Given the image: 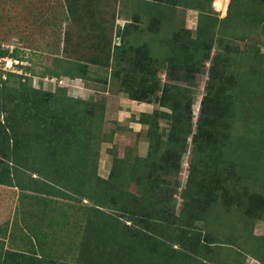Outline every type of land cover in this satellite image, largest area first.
Instances as JSON below:
<instances>
[{
	"label": "rangeland",
	"instance_id": "1",
	"mask_svg": "<svg viewBox=\"0 0 264 264\" xmlns=\"http://www.w3.org/2000/svg\"><path fill=\"white\" fill-rule=\"evenodd\" d=\"M164 1L167 0H0V48L8 50L9 53L20 50L21 56L18 63L14 58L5 57V60H2L4 68L0 70V74L7 76L8 73L15 72L22 75L20 83L12 81L7 85V89L25 86L24 89L32 92H51L57 94L59 99L84 100L88 102L83 104L84 106L88 104L98 108L107 106V92L114 94L117 99L122 96L130 99L123 91L128 86L127 83L135 84L136 80L141 78L137 74V66L143 65L147 67L146 71H153L154 78L161 87L167 82L170 85L184 84L173 80L174 72L188 80L193 76L195 80L188 95L193 98L194 131L202 102L207 94L206 86L212 61L204 64L201 73H194L191 77L187 70H180L172 64L182 54L175 50L181 39L189 37L197 40L201 30V34L203 32L206 38L210 37L208 39L212 45L213 57L226 61L229 77L240 76L243 80L242 86L237 89L235 103L231 96L234 92L228 90L226 93V98L237 106L236 116L230 122L231 134L235 139L244 136L247 141L255 143L256 154L243 156L245 159L247 157L249 165H254L256 169H251L252 177L234 174L229 178L227 187L231 188V195H235L232 202L228 199L227 203L222 194L220 201L215 202L213 212L206 214L204 220L200 218L201 220L196 221L191 228H177L176 233L188 231L189 236H192V232L201 234L199 254H195L196 264H262L264 261L256 258V255L262 254L259 250H255L253 255L249 252H253V247L258 242L261 247L264 245V213L257 216L246 210L250 204L249 196L255 195L256 204L264 199V180L258 179L259 176L264 178V7H261V0H229L227 11L224 13L215 7L216 0H181L179 6L171 2L166 5ZM97 6H100L101 10L104 7L105 11L116 8L120 11V17H125L126 20L134 19L132 22L139 28L134 38L122 32L124 30L120 29L121 25L115 27L114 22L110 23L109 27L99 26L91 31L85 29V24L78 29V22L87 16H93ZM187 31L191 34H187ZM78 35H93L94 40L88 38L77 42L74 38ZM250 46H254L253 52H260L259 59H249L250 53L246 52L245 48ZM148 58L152 59L150 66ZM244 59L249 62L245 63ZM59 60H65L66 65H73L64 67ZM138 60L141 62L138 63ZM169 72L173 75L171 80ZM78 78L80 80L74 81ZM80 87L88 91L82 95L79 93ZM159 93L162 94V90L158 91ZM115 103V106H107L106 112L94 109L95 116L92 120L98 128L93 131L91 143L84 151V156L89 159L86 174L89 177L93 171H97L98 175L108 178L112 168L117 166L122 170L124 185L131 192L141 195L144 193L143 186L132 176V168L139 163V156L144 157L148 152V126L139 122L141 113L133 108L134 106L126 109L121 106V101ZM53 106L58 105L54 103ZM159 106L153 110L161 109ZM162 110L171 112L167 108ZM247 112L250 114L245 116ZM1 121H4V116ZM159 124L161 136L164 135L163 132H170V119L161 118ZM25 129L28 133L34 130L29 121H26ZM165 136L167 135L162 138H166ZM192 147L190 137L181 167L171 170L169 175L164 177L176 181V186L164 185L162 190H156L154 196V199H157V196L166 197L173 207L169 211H173L176 216L187 209L184 191L188 190ZM116 157L118 165L115 163ZM10 167L13 170V166ZM258 168L261 170L257 171ZM91 184L93 183H88V190ZM0 193L3 197L0 223H3L13 218L12 212L17 201H13L11 196L15 195L17 198L18 191L0 187ZM25 194L27 193L24 190L19 194V208H22L24 214H29L33 208L30 196H38L40 200L42 198L40 193ZM91 204L89 199L82 196L73 201H61V207L66 206L68 212H72L73 217L69 218V223L72 224L84 225L86 212H89L86 207ZM70 205L73 206L72 209ZM257 206L264 210L262 204ZM60 217L65 219L59 208V220ZM122 218L127 220L125 216ZM144 225L145 223H142V230ZM62 231L60 229V233L58 232L55 251L57 255L63 256L62 261H69L76 248L70 244L71 238L66 239ZM64 232L68 233L67 230ZM66 240L71 246L70 249L67 247L68 253L65 250ZM169 242L173 243L172 240ZM174 249L176 250L170 248V252L176 255L170 258L168 263L181 264L176 259L181 260L184 256L179 255L182 253L180 248ZM186 252L190 253L187 250Z\"/></svg>",
	"mask_w": 264,
	"mask_h": 264
},
{
	"label": "trees",
	"instance_id": "2",
	"mask_svg": "<svg viewBox=\"0 0 264 264\" xmlns=\"http://www.w3.org/2000/svg\"><path fill=\"white\" fill-rule=\"evenodd\" d=\"M167 1H164L166 5L171 2L179 6L181 0ZM261 5L264 7V0H261ZM187 34L191 32L187 31ZM208 38L210 37L206 38L200 30L197 40L189 37L181 39L175 50L182 54L172 64L180 70H187L191 77L194 73H201L204 64L212 61L207 94L194 131L193 98L188 95L195 80L193 76V80H188L174 72L173 80L183 82L185 86L177 83L170 85L167 82L161 87L154 78L153 71H146L147 67L140 65L137 66V74L141 78L135 84L127 83L128 86L123 91L131 100L157 102L161 107L152 113H143L139 118L141 124L148 126L149 139L146 156H139V163L132 168V176L143 186L144 193L141 195L131 192L124 185L122 170L117 166L112 168L108 178L98 175L97 171H93L89 177L86 174L89 159L84 156V151L91 143L93 131L98 128L92 120L97 106H84L83 104L88 103L84 100L59 99L57 94L51 92H32L24 89L25 86L7 89L12 81L20 83L22 75L10 72L5 80L0 74V183H12L8 181L9 177H15L23 170L28 175V187L18 182L16 184L23 187L27 193L25 195H29L28 192L40 193L42 198L40 200L38 196L31 195L33 208L30 213L24 214L20 218L21 222L15 220L14 235L20 233L30 240L33 249L0 251V264H170V258L176 255L170 252V248L176 250L175 247L180 248L182 253L179 255L184 256L181 260L176 259L179 263L196 264L195 254H199L201 234L197 231L192 232V236L188 235V231L177 234V228H191L200 218L204 220L206 214L213 212V206L220 201L222 194L227 203L228 199L232 202L235 195H231L227 182L234 174L252 177L251 169L255 167L249 165V160L243 154L252 153V156L257 150L255 143L247 141L244 136L235 139L231 134L230 122L236 116L237 106L226 98V93L228 90L234 92L231 96L235 103L237 89L242 86L243 80L240 76L229 77L226 61L213 57ZM253 48L254 46H250L245 51L250 53L249 59L254 57L257 60L260 52H253ZM0 57L19 60L20 50L9 53L0 48ZM150 60L152 61L151 58ZM244 60L245 63L249 62ZM59 61L62 66L66 63L65 60ZM139 62L141 61L138 60ZM69 65L73 64H64V67ZM87 69L88 66L85 67ZM168 76L171 80L173 75L169 72ZM161 90L163 93L158 94ZM54 103L58 106H53ZM163 108L170 109L171 112H166ZM98 109L106 112L107 106H100ZM245 114L247 116L250 112ZM161 118L172 121L170 132H163L167 135L166 138L161 136ZM26 121L33 126L34 130L30 133L25 129ZM190 137L193 144L191 173L187 182L188 190L184 191L187 209L176 216L173 211H169L173 207L166 197L157 196L154 199V196L156 190H162L164 185L176 186V181L164 177L171 170L181 167ZM115 163L119 164L117 157ZM10 166H13V170ZM258 179L264 180L261 176ZM90 182L93 184L88 190ZM81 196L92 203L86 207L89 210L86 212V221L84 225L69 223V218L73 217L72 212L69 213L66 206L61 207V201H73ZM249 200L246 212L257 216L264 213L257 206L262 204L264 208V199L256 204L254 195L249 196ZM72 207L70 205V209ZM59 208L63 212V218L65 217L63 220L61 217L58 219ZM124 216L127 220L122 218ZM142 223H145L143 230ZM60 229L66 239L71 238L69 242L76 248L69 261H62L63 256L57 255L55 251V241ZM64 230L68 233L65 234ZM67 242L68 240L65 242V250L68 253L71 246ZM255 250L262 253L260 256L256 255V258L264 261V245L261 247L258 242L253 247V252L249 253L253 255Z\"/></svg>",
	"mask_w": 264,
	"mask_h": 264
},
{
	"label": "crops",
	"instance_id": "3",
	"mask_svg": "<svg viewBox=\"0 0 264 264\" xmlns=\"http://www.w3.org/2000/svg\"><path fill=\"white\" fill-rule=\"evenodd\" d=\"M89 17H92V18L90 19ZM125 21H128V22H125ZM132 21H134V19L126 20L125 17H122V16L120 17V11L117 10L116 8L114 10L109 8L108 10L105 11L104 7H102V10H101L100 6H97V7L94 8L93 16H87L82 21H79L78 22L79 24H78L77 28L79 29L80 26L85 24L87 26L85 29L86 30L89 29V31H91L93 28H97L99 26H100L99 28H104L106 26L109 27L110 23L114 22L115 27H116V25H121L120 29L124 30L122 32H126L129 36L131 35V38H134V35L139 30V28H137L135 26V22H132ZM124 22H125V24H124ZM128 25H133V26H128ZM127 26H128V28L126 29ZM125 36H126V34H125ZM88 38L92 39V41L94 40L93 39V35H91L90 37H84V36H81V35L75 36V39H77V40L88 39ZM78 42H80V41H78ZM87 57H89V55H87ZM76 80H80V79L78 78V79H75L74 81H76ZM87 91H88L87 89L86 90H82L81 87H80L79 93H82V95H84ZM106 95H109V97L107 99V102H106L107 106H115V104H116L115 102L121 101V106H125L126 109L129 106H134L133 108L138 109V111L141 114H143V113H145V114L152 113L154 107L159 106L156 102H152V103L137 102V101H134V100H130V99L124 97V96L119 97L117 99L114 94H111L109 92H107ZM121 112H123V111H121ZM119 115H120V113H119ZM27 176L28 175H26L25 173L21 172V173H19V175L15 176L17 179H15L14 176L13 177H9L8 181H11L12 183H7V184H1L0 183V187H9L11 189H15V190L18 191L17 198L15 197V195L11 196L13 201L14 200L17 201V204L14 205V209H13V212H12L13 218L10 221L6 220L3 223H0V251L1 252L2 251L6 252L9 249L10 250H14V251H21V250H24V249L29 250V249L32 248V243L30 242V240L25 238L20 233H18L17 236L14 235V228H15V224H16L15 220H18L19 222H21L20 218L25 213L22 210V208L20 210V208H19L20 205H19V201H18L19 198H20L19 194L24 189H23V187L18 186V184H16V182L20 183V185L22 184L23 186H27L28 187L29 180L27 179ZM34 177L36 178L37 176L34 175ZM41 187L43 189H45L44 185H41ZM26 192H28V191H26ZM28 194H29V192H28ZM1 197L2 196H1V193H0V216L3 213V210H2V200H3L2 198L3 197L2 198ZM22 198H24V197H22ZM17 232H19V231H17Z\"/></svg>",
	"mask_w": 264,
	"mask_h": 264
},
{
	"label": "bare ground",
	"instance_id": "4",
	"mask_svg": "<svg viewBox=\"0 0 264 264\" xmlns=\"http://www.w3.org/2000/svg\"><path fill=\"white\" fill-rule=\"evenodd\" d=\"M229 4V0H216L214 5L215 7L222 12H226L227 11V7Z\"/></svg>",
	"mask_w": 264,
	"mask_h": 264
},
{
	"label": "built area",
	"instance_id": "5",
	"mask_svg": "<svg viewBox=\"0 0 264 264\" xmlns=\"http://www.w3.org/2000/svg\"><path fill=\"white\" fill-rule=\"evenodd\" d=\"M2 60H5V58H0V70L4 68V67H3L4 64L2 63ZM15 62L18 63L19 61H15ZM8 67H9V66H8ZM3 79L6 80V79H7V76L4 75V76H3Z\"/></svg>",
	"mask_w": 264,
	"mask_h": 264
},
{
	"label": "clouds",
	"instance_id": "6",
	"mask_svg": "<svg viewBox=\"0 0 264 264\" xmlns=\"http://www.w3.org/2000/svg\"><path fill=\"white\" fill-rule=\"evenodd\" d=\"M18 61V60H17Z\"/></svg>",
	"mask_w": 264,
	"mask_h": 264
}]
</instances>
